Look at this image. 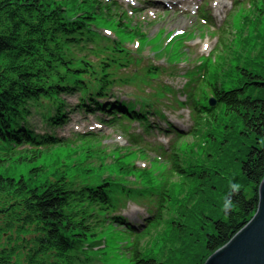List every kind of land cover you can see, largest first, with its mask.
<instances>
[{
  "label": "trees",
  "instance_id": "trees-1",
  "mask_svg": "<svg viewBox=\"0 0 264 264\" xmlns=\"http://www.w3.org/2000/svg\"><path fill=\"white\" fill-rule=\"evenodd\" d=\"M104 5V0H0V167L37 161L56 148L71 146L73 142L54 135L56 128L68 123L71 108L106 115L111 127L124 120L138 121L146 129L150 126L147 115L156 114L150 106L153 104L138 100L105 102L114 98L116 86L136 81L138 76H119L121 70L133 65L132 52L120 40L102 36L99 23L113 20V26L126 35L138 39L146 36L125 26L124 16L119 15L121 21L116 22L114 15L118 14ZM250 7L255 12L258 2L254 0ZM259 9L263 16L264 9ZM249 18L242 17V24ZM261 27H254L255 31L261 33ZM258 39L264 40L256 37L251 41ZM250 44L245 45L248 48ZM143 70L148 77L159 68L149 65ZM214 71L213 82L209 79L205 83L204 79L209 97L199 89L188 100L196 121L191 137H203L212 144L211 149L199 164L190 160L185 166L180 150L173 145L171 177L182 178L193 184V189L188 201L191 207L179 212L184 214L183 221L173 222V226H179V239L167 256L144 257L140 241L150 226L161 223L166 204L173 200L168 188L171 178L159 190L152 181L133 188L114 176L77 180L58 171L54 179L41 185L25 177L0 175V264H91L96 259L92 253L103 248L102 233L107 227L116 225L137 232L118 212L126 200L140 197L150 199L155 212L145 220L144 233H135V264H190L185 258H193L191 255L198 252L193 238L202 234L206 239L196 264H204L226 245L258 206L259 185L264 178V75L245 66L237 69L238 83H232L230 77L221 81L218 70ZM142 83L148 85L146 79ZM66 97L78 99L74 109ZM210 97L217 100L215 108L208 106ZM37 113H41V122L35 125L32 121ZM222 117L231 118L233 124L226 129L232 130L230 141L238 140L240 145L235 152L236 174L233 158V171L222 175L230 141L221 145L220 138L210 132ZM39 127L44 133L37 130ZM183 139L184 135L179 136V142ZM39 171L45 172L42 168ZM217 176L213 192L221 191L222 182L230 184L223 189L219 208H193L197 197L210 190ZM180 244L178 257L173 258L176 255L172 252Z\"/></svg>",
  "mask_w": 264,
  "mask_h": 264
},
{
  "label": "rangeland",
  "instance_id": "rangeland-1",
  "mask_svg": "<svg viewBox=\"0 0 264 264\" xmlns=\"http://www.w3.org/2000/svg\"><path fill=\"white\" fill-rule=\"evenodd\" d=\"M57 1L71 3L72 0ZM253 1L104 0V8L111 6L114 14H118L114 15L116 22L121 21L119 15L124 16V20L127 21L125 26L132 31H140L146 36L138 39L134 35L133 37L126 35L113 26L115 24L113 20L109 22L105 19L99 23L102 36L120 40L132 52L133 65L121 70L119 76L122 79H134L136 75L138 76L136 81L115 87L113 89L114 98L122 97L124 100H129L138 97L141 100L146 99V102L154 101L157 108L159 107L164 113L165 121L167 119L173 128H168L165 121H158L151 116L154 128H151L150 134L146 135L141 125L134 123L132 132L141 135L144 140L136 146L132 143L129 134L121 130L119 126L111 128L101 124L98 116L76 111L73 114H67L70 121L55 131L58 137L74 142L73 146L56 148L37 161H24L13 163L9 167H0V175L15 179L25 177L28 182L35 185H41L48 179H54L58 171L65 172L70 175V178L77 180L92 176L94 180L100 179L99 176H114L128 182L132 187L140 183L143 186L144 181H152L155 188L159 190H162L163 185L171 178L172 181L170 180L168 188L170 198L173 200L170 204H166L161 223L158 226H150L148 234L140 241V250L144 257L162 259L167 256L169 249L178 243L179 226H173V222L183 221L184 218L181 216L184 214L179 215V212H183L185 206L191 207L188 201L191 199L193 184L185 183L186 181L180 177H171L172 156L170 153L156 150L162 146L170 152L175 139L174 133L180 130L188 137L181 142H177V139L174 144L177 142L181 158L185 159L184 165H189L190 160L199 164L198 161L205 157L206 150H210L212 144L201 136V138L191 137L195 121L190 110L179 106L176 99L186 103L187 86L191 83L196 87L189 89V92L200 89L209 97L204 79L205 83L209 79L213 82L214 69L218 70L221 81L230 77L232 83L240 80L237 77V69H244L245 66L264 75V40L263 42L261 39L251 41L256 37L264 39V27H261V33L255 31L254 28L264 26V15L261 16L259 13L260 7L264 9V0H256L258 7L255 12L250 7ZM203 13L207 14L214 25H210L209 21H204ZM242 13L248 15L243 16ZM246 16L250 18L242 24V17ZM248 42L251 46L247 48L245 44ZM231 45L233 48L229 50ZM207 57L212 58L214 64L208 59L204 65L202 59ZM140 58L142 61L139 60ZM149 65L160 67L163 73L159 79L149 81L150 83L146 85L142 83V75L145 73L143 69ZM202 66L205 69H202ZM206 69L209 71L206 72ZM165 87L171 88V92L162 94L159 101L154 100L155 92ZM250 93L256 95L253 91ZM66 100L73 109L78 103L76 97H66ZM69 110L71 111L72 108ZM35 117L32 122L38 125L41 122V113H37ZM230 124L231 118L222 117L214 130L210 131L215 137L220 138L223 142L221 145L227 144L233 138L232 130L226 129L233 123ZM37 130L42 132L43 128L39 127ZM201 130L205 133L209 132L207 127H202ZM79 135L95 139L79 142ZM239 147L238 140L228 143V159L226 161L223 159L225 163L221 166L223 169L220 170L222 175L233 171V158L236 174L238 161H236L235 152ZM41 168L45 172L39 171ZM85 173L87 175H84ZM218 178L217 176L210 190L204 192L202 197H197L193 208L195 205L199 210L202 208L207 210L210 206L214 209L219 208L220 203L223 202V199H220L223 189L226 186L230 187V184L222 182L221 191L217 194L213 191H215ZM124 206L120 212L122 216L136 223H143L144 218L150 213L149 210L152 209L150 199L145 198L126 200ZM185 211L187 213L190 210ZM189 214L193 215L192 211ZM207 223L210 224V222ZM134 233L130 228H119L116 225L107 227L102 233L103 248L92 253L96 259L91 264H135L132 251ZM204 239L206 237L203 238V234L199 238H193L195 250L199 248L201 251L198 249V252L191 255L193 258L186 257L187 263L189 260L190 264H196L200 259ZM179 247L182 248V245H178L172 252L176 255L173 258L178 257Z\"/></svg>",
  "mask_w": 264,
  "mask_h": 264
},
{
  "label": "water",
  "instance_id": "water-1",
  "mask_svg": "<svg viewBox=\"0 0 264 264\" xmlns=\"http://www.w3.org/2000/svg\"><path fill=\"white\" fill-rule=\"evenodd\" d=\"M210 104L215 106L212 100ZM204 264H264V178L259 185L258 206L253 217Z\"/></svg>",
  "mask_w": 264,
  "mask_h": 264
}]
</instances>
